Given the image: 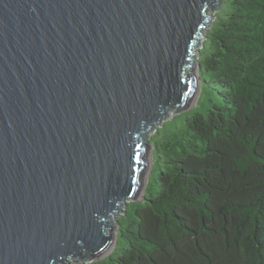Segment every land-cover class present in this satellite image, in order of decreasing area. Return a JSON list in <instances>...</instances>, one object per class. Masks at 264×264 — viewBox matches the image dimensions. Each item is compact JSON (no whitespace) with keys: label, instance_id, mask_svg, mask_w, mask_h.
Here are the masks:
<instances>
[{"label":"water","instance_id":"water-1","mask_svg":"<svg viewBox=\"0 0 264 264\" xmlns=\"http://www.w3.org/2000/svg\"><path fill=\"white\" fill-rule=\"evenodd\" d=\"M220 0H0V264H85L191 108Z\"/></svg>","mask_w":264,"mask_h":264},{"label":"trees","instance_id":"trees-1","mask_svg":"<svg viewBox=\"0 0 264 264\" xmlns=\"http://www.w3.org/2000/svg\"><path fill=\"white\" fill-rule=\"evenodd\" d=\"M197 63L196 105L149 137L153 181L85 264H264V0H220Z\"/></svg>","mask_w":264,"mask_h":264},{"label":"rangeland","instance_id":"rangeland-1","mask_svg":"<svg viewBox=\"0 0 264 264\" xmlns=\"http://www.w3.org/2000/svg\"><path fill=\"white\" fill-rule=\"evenodd\" d=\"M217 10L215 9V10H213V9H208V13H209V15H212V17L214 16V14H215V12H216ZM199 48H200V46H198ZM198 54H199V52H198V48L196 49V58L198 57ZM201 88V87H200ZM198 96H199V94H198ZM197 100H198V97L194 100V102H193V105L195 106L196 105V103H197ZM175 114H178V119L179 120H181L182 119V116L180 115V112H177V111H172L171 112V115H170V117L169 118H172V116L173 115H175ZM167 118H165L163 121H165ZM155 130H153L152 132H151V134H149V137H151V135L153 134V132H154ZM153 164H154V158H153V163H152V168H151V172H150V175H149V178H148V182L149 181H153V177L152 178H150L151 177V174H152V169H153ZM157 171L156 170H154V176H155V173H156Z\"/></svg>","mask_w":264,"mask_h":264},{"label":"bare ground","instance_id":"bare-ground-1","mask_svg":"<svg viewBox=\"0 0 264 264\" xmlns=\"http://www.w3.org/2000/svg\"><path fill=\"white\" fill-rule=\"evenodd\" d=\"M207 13H208V10H207ZM209 14V13H208Z\"/></svg>","mask_w":264,"mask_h":264},{"label":"built area","instance_id":"built-area-1","mask_svg":"<svg viewBox=\"0 0 264 264\" xmlns=\"http://www.w3.org/2000/svg\"><path fill=\"white\" fill-rule=\"evenodd\" d=\"M210 24H211V22H210ZM207 29V28H206ZM203 39V38H202Z\"/></svg>","mask_w":264,"mask_h":264}]
</instances>
